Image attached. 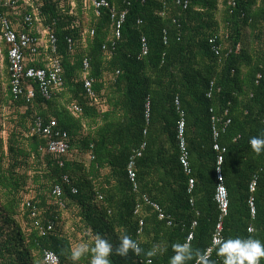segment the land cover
Wrapping results in <instances>:
<instances>
[{"label":"trees","instance_id":"trees-1","mask_svg":"<svg viewBox=\"0 0 264 264\" xmlns=\"http://www.w3.org/2000/svg\"><path fill=\"white\" fill-rule=\"evenodd\" d=\"M109 1L127 10L121 37L110 54L102 49L112 32L108 10L95 16L78 5L81 23L74 27L69 10L60 13L47 1L42 13L45 23L56 20L52 31L63 90L45 99L35 86L27 102L23 95L15 98L8 84L6 100L17 121L13 119L14 131L5 147L0 138V264H44V250L55 252L61 263L90 264V256L74 261L70 250L82 243L92 245L97 236L115 250L125 235L144 251L127 256L114 251L111 264H170L173 245L185 243L190 232L188 244L196 254L188 264H193L211 244L219 222L211 118L225 110L230 122L218 137L225 147L221 168L229 201L222 234L224 239L264 242V153H255L250 143L264 134V0H236L235 6L226 0H187L186 7V0ZM143 36L149 50L140 56ZM68 37L85 38V46L71 53ZM213 37L222 44L219 55L209 43ZM84 57L105 110L90 103L78 80ZM62 96L67 97L65 105L58 107ZM73 103L82 107L78 116L66 107ZM179 110L184 112L190 174L180 162ZM37 117L45 122L54 118L56 129L67 132L70 148L61 157L62 165L47 151L48 138L32 132ZM28 119V134L19 137L16 130ZM143 143L141 155L134 158L132 182L127 165ZM25 164L31 174L21 173ZM190 178L194 184L189 191ZM56 184L62 190V207L51 193ZM206 261L224 264L218 246Z\"/></svg>","mask_w":264,"mask_h":264},{"label":"built area","instance_id":"built-area-1","mask_svg":"<svg viewBox=\"0 0 264 264\" xmlns=\"http://www.w3.org/2000/svg\"><path fill=\"white\" fill-rule=\"evenodd\" d=\"M47 1H49L50 4H54L60 13H65L69 10L68 12L75 16L73 18L74 27H80L81 23L80 19L76 17L75 9L78 5H81L83 10L92 11L95 16H100L102 10H108L110 18L113 21L112 32L109 40L102 45V49L108 54L115 49L116 43L121 37V29L127 13L126 9L118 10L109 0H0V38L7 44L6 61L10 88L15 98L23 95L27 102L33 99L35 95V86L45 99L52 98L63 90L64 87L63 68L58 53L57 37L52 31V25L55 24L56 20H52V25L45 23V16L42 13V9ZM226 1L231 6L236 5V0ZM187 3V0L184 1L183 6L186 7ZM88 32L90 36H93L94 28L89 29ZM224 37L227 38V34ZM85 43L86 41L83 37H77L75 39L71 37L67 38L68 48L73 54L79 52L81 50L80 48L85 46ZM209 43L215 54L219 55L222 44L217 42L214 37L209 39ZM148 50L149 46L147 39L143 36L140 39L139 55H146ZM30 63H38L40 65H29ZM108 78L112 79L110 76H108ZM78 80L83 82V88L90 103L99 107L101 110H105L107 107L106 104L100 101V98L93 89L94 78L91 76V65L87 57L82 59ZM175 104L178 109H180L178 98L175 99ZM145 107V116L148 118V99ZM69 110L73 115L78 116L82 112V107L77 103H73L69 106ZM179 113L180 118L177 121L176 134L181 152L180 162L184 172L190 174L191 169L185 138L184 112L179 110ZM226 115L227 110L222 112L221 115H214L211 118L212 135L214 139L213 149L217 152V186L215 201L219 206L220 216L219 222L216 224L212 234L211 244L203 253L204 260L209 259L214 249L224 240L221 219L227 214L229 201L221 168L225 147L221 146L218 142V137L220 132L224 130L230 122L229 118H225ZM31 130L32 132L41 133L48 138L47 151L56 158L60 165H62L63 160L61 157L67 154L70 148L69 136L66 131L56 129V119L52 118L45 122L42 118L37 117L34 119V128ZM144 146L145 144L143 143L139 149L135 150L128 162L127 172L132 182L135 179L134 158L135 156L141 155V150ZM64 180L68 182L67 176L64 177ZM193 184L194 180L190 178L189 191ZM255 186L256 178L251 181L249 190L251 192L254 191ZM51 193L59 206H64L60 199L62 194L60 185H54ZM145 200L149 201L146 197ZM153 206L159 209L157 204L153 203ZM249 206L251 216L254 217L255 206L252 198L249 199ZM160 217L162 218V214ZM140 224L142 225V221H140ZM195 224L196 222L194 221L192 226ZM252 230V227L248 228L249 232ZM192 237L193 233L190 232L185 243H189ZM202 261L200 257L193 264H200ZM43 263L66 264L61 263L58 255L51 250L43 251Z\"/></svg>","mask_w":264,"mask_h":264},{"label":"clouds","instance_id":"clouds-1","mask_svg":"<svg viewBox=\"0 0 264 264\" xmlns=\"http://www.w3.org/2000/svg\"><path fill=\"white\" fill-rule=\"evenodd\" d=\"M250 143L255 153H264V134L253 137ZM218 247L224 264H261V260L264 259V242L259 239L228 238L222 240ZM173 250L174 255L170 258V264H188L196 254L188 243H177L173 245ZM70 251L74 261L90 256V264H111L110 257L114 251L120 256H127L130 252L140 255L144 250L137 241L125 235L115 250L107 239L97 236L92 245L82 243ZM200 256L204 264H207L203 253H200Z\"/></svg>","mask_w":264,"mask_h":264},{"label":"crops","instance_id":"crops-1","mask_svg":"<svg viewBox=\"0 0 264 264\" xmlns=\"http://www.w3.org/2000/svg\"><path fill=\"white\" fill-rule=\"evenodd\" d=\"M4 47H5L4 42L0 38V138L3 142L4 147H5L9 136L14 131L13 119L14 118L16 119L17 115H16V113H14V109L11 108V105H9L7 103V100H6V96H7L6 90L8 88V84H9V77H8L6 56H5V53L3 50ZM60 92H58L56 95L60 94ZM66 98L67 97H65V96L58 98L56 105L58 107L61 105H65ZM66 107L69 108V105H66ZM24 110L25 109L23 108V109L18 110V112L23 113ZM15 119H14V121H15ZM16 121H17V119H16ZM29 125H30V119H28L26 121L23 129L20 128V129L16 130L17 134L19 133L23 136H26L28 134V130H26V128L28 129ZM19 134H18V136L20 137L21 135H19ZM2 151H3V153H5L6 148H3ZM27 159H28L29 163H31L33 160L32 157H29ZM20 170H21V173L25 172L26 174H31V167H26V164L23 165ZM30 186L32 187L31 183L28 184L26 186V188L29 189ZM34 194H35V191H33V195Z\"/></svg>","mask_w":264,"mask_h":264}]
</instances>
